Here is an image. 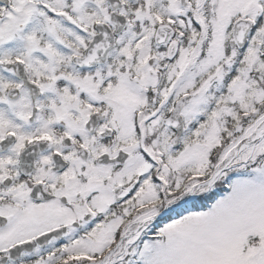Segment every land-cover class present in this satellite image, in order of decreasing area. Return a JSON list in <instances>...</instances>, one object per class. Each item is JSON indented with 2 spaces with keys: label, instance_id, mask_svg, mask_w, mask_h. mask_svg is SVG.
Instances as JSON below:
<instances>
[{
  "label": "snow or ice",
  "instance_id": "6c2138e0",
  "mask_svg": "<svg viewBox=\"0 0 264 264\" xmlns=\"http://www.w3.org/2000/svg\"><path fill=\"white\" fill-rule=\"evenodd\" d=\"M0 264H264V0H0Z\"/></svg>",
  "mask_w": 264,
  "mask_h": 264
}]
</instances>
